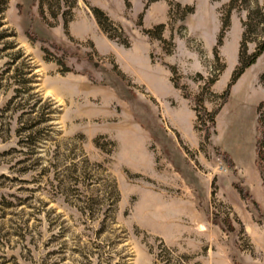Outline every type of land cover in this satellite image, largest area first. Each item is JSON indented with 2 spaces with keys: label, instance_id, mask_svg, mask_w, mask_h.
Wrapping results in <instances>:
<instances>
[{
  "label": "rangeland",
  "instance_id": "rangeland-1",
  "mask_svg": "<svg viewBox=\"0 0 264 264\" xmlns=\"http://www.w3.org/2000/svg\"><path fill=\"white\" fill-rule=\"evenodd\" d=\"M58 1L0 0V264H264V0Z\"/></svg>",
  "mask_w": 264,
  "mask_h": 264
},
{
  "label": "trees",
  "instance_id": "trees-1",
  "mask_svg": "<svg viewBox=\"0 0 264 264\" xmlns=\"http://www.w3.org/2000/svg\"><path fill=\"white\" fill-rule=\"evenodd\" d=\"M58 1V0H57ZM145 1V6L149 5L152 2H155L157 0H144ZM235 1V0H232ZM59 2V1H58ZM6 3V2H5ZM41 5V10H40V14L41 16H43V11H42V3H40ZM5 9V6H3L2 9H0V12H2ZM26 35L27 37L31 40V41H35L36 37L34 34H32L29 30L26 31ZM45 52H48V50L46 48L43 49ZM264 51V38L263 41L261 42L257 52L253 53L249 59L245 62H243L241 64V66L237 69V71L235 72V74L232 76L231 82L228 84L227 89L224 92V96H227L228 94V90L230 85L232 84L233 81L236 80V78L244 71V69H246L247 67H249L252 63H254L255 59L257 58V56L259 54H261ZM262 109H264V102H260L258 105V111H259V116H258V123H259V132L261 134V139L260 141H257L256 144V155H257V166L259 169V172L261 174V179H262V183L264 184V165H261L259 161H257L258 159H263V152L261 151V145L262 143H264V112L261 111ZM220 156L222 157V159L228 163V165L232 166V161L230 156L227 153H220ZM239 191H240V195L245 198V199H249V200H253L252 196L247 195V191L245 188L238 186ZM254 206H258L257 203L254 202Z\"/></svg>",
  "mask_w": 264,
  "mask_h": 264
},
{
  "label": "crops",
  "instance_id": "crops-1",
  "mask_svg": "<svg viewBox=\"0 0 264 264\" xmlns=\"http://www.w3.org/2000/svg\"><path fill=\"white\" fill-rule=\"evenodd\" d=\"M255 161H256V153H255ZM258 168V167H257ZM261 183H262V179H261ZM262 185H263V183H262Z\"/></svg>",
  "mask_w": 264,
  "mask_h": 264
}]
</instances>
